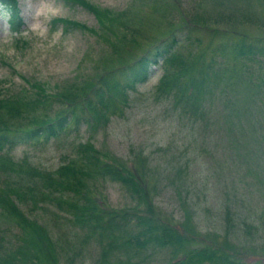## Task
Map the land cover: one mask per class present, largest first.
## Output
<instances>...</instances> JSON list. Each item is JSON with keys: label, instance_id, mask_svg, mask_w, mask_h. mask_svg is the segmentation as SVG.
<instances>
[{"label": "rangeland", "instance_id": "1", "mask_svg": "<svg viewBox=\"0 0 264 264\" xmlns=\"http://www.w3.org/2000/svg\"><path fill=\"white\" fill-rule=\"evenodd\" d=\"M17 1L22 19L19 30L11 26L7 8L0 6V95L27 92L31 96L38 89L33 85L36 81L52 101L21 104L22 113L6 117V127L25 123L26 116L62 112L66 105L56 100L54 92L65 82L73 81L82 89L98 84L108 69L134 60L149 43L173 31L181 32L177 49L188 66L178 72L174 63L152 65L148 79L129 95L127 103H120L106 123L72 120L49 139H30L11 147L6 162L15 161L16 166L1 165L0 177L17 179L16 172L7 168L21 166L25 181L24 172L30 167L53 170L72 159L80 162L79 149L91 142L100 161L145 174L150 192V197L140 200L125 184L92 168L89 184L99 207L136 208L138 214H153L171 224L187 238L180 253L213 246L233 258L264 264V136L257 128L264 129V125L256 117L264 116V106L256 104L250 117L230 118L236 102L263 97L251 92L239 73L264 72V0H89L101 14L74 0ZM59 16L86 27L53 25ZM241 40L261 50L256 55L248 49L238 52L234 45ZM210 61L217 73L209 81L220 86L208 92L207 115L198 121L197 100L192 104L180 95L174 97L171 84L158 89V83L164 74L178 82L189 81ZM112 98H119L115 90ZM27 199V205L32 204ZM40 205L55 209L41 208L37 215L59 242V264H125L130 255L159 264L182 255L174 254L171 246L148 242L134 245L138 253L119 247L103 259L109 236L100 241L92 235L87 238V229L72 216L53 203ZM130 223L128 228L117 229L118 238L137 229ZM225 232L230 235L229 244ZM26 238L35 241L31 235ZM41 259L42 264H50L42 255Z\"/></svg>", "mask_w": 264, "mask_h": 264}, {"label": "trees", "instance_id": "2", "mask_svg": "<svg viewBox=\"0 0 264 264\" xmlns=\"http://www.w3.org/2000/svg\"><path fill=\"white\" fill-rule=\"evenodd\" d=\"M74 1L83 4L95 13L101 14L103 12L89 0ZM1 5L7 8L10 14L11 26L15 30H19L22 19L19 14L18 1L0 0ZM52 22L53 25L62 22L66 27H86L80 21L62 16L55 17ZM180 34L181 32L176 30L158 41L149 43L134 60L126 62L111 71L108 69L98 84L93 85L90 83L82 89L77 88L73 81L65 82L59 90L54 92L56 100L63 106L66 105L62 112L52 113L46 111L45 114L33 115L31 118L26 116L24 118L25 123H20L14 127H6V117L9 118L13 113L19 111L22 113L21 104H38L39 102L52 101L51 94L44 87L38 85L39 82L35 81L33 85L38 89L37 91L34 90V94H31V96L27 92L22 94L21 92L15 94L3 93L0 95V167L1 165L16 166L15 161L13 163L6 162L11 147L30 139H49L63 132L66 125L72 120L76 124L82 121L88 124L93 120L95 123L98 121L99 124L106 123L120 103H127L129 95L136 93L139 86L148 79L152 65L159 64L167 67L174 63L178 72L184 70L183 68L188 66V61L177 49ZM234 46V49L241 53L248 49L250 53L256 55L261 50V46L256 48L254 43L246 45L242 40L237 41ZM262 52L264 53V49H262ZM244 71L246 70L244 69ZM214 73H217V69L210 61L203 63L198 70V76L195 77L193 74L191 80L184 83L178 82L177 79H171L172 77L168 78L167 74H164L158 83V89L169 83L173 89L172 95L174 97L180 95L179 98L186 102H192V104L196 103L195 100H197L199 121V117L205 118L210 106L209 100L211 97L208 96V92L211 88L214 89L220 86L209 81L210 76ZM118 75H120L121 80ZM239 76L243 81H247V85L249 84V87H251V92L256 96H263L254 97V99L248 97L249 100L233 104L235 112L232 116L230 114L228 116L241 120L243 119L242 116H251L250 114L254 112L253 108L256 107V104L260 106L262 103V106H264V72L255 73L248 69L246 72H240ZM106 77L111 78L107 80ZM2 83L3 80L0 79V91H2ZM191 85L193 89H189ZM225 89L224 87L222 90ZM112 90H115L120 99L112 98ZM244 110H247V112H243ZM261 113H264V111ZM256 117L258 118V124L260 126L264 125V116L257 114ZM7 128L14 129L8 131ZM257 128L264 136L262 126ZM3 150H6V152ZM79 151L82 154L80 162L72 159L53 170L30 167L24 172L27 175L25 181L20 169L21 166L20 168L15 166L7 168L9 172H16L17 179L12 178L10 180L6 176L0 177V264H42L41 255L43 258H47L50 264H59L61 254L59 242L53 236L48 224L41 221L37 215L41 208L53 211L55 209L49 207L51 205H40V202L53 203L55 207L63 210L67 216H72L75 223L89 230V232L86 230V237L92 235L91 237H96L100 241L109 236L102 250L103 259H107L108 254L119 247L130 249L133 251L132 254L139 252L134 248L135 244L146 245L148 242H152L157 247L171 246L177 256L182 254L179 257L175 256V259L172 258V261L159 264H257L233 258L228 251L222 248L216 249L213 246H202L180 253L181 249L179 248L185 244L187 238L171 224L158 220L153 214H138L136 208L120 211L99 207L94 198L95 196L91 193L92 188L89 184L92 168L103 176L125 184L140 200L141 198L145 200L150 197V192L146 187V176L138 171L132 173L123 166H115L105 160L100 161V155L91 142L85 143ZM27 198L30 199L33 205H27ZM148 203L149 201H147ZM148 209L149 211L154 209L152 203L148 205ZM226 214L228 218L231 217L229 210ZM67 216L65 218H68ZM132 221L137 229L118 238L119 230L117 229L121 227L128 228ZM112 233L116 235V238L111 237ZM225 233L224 239L228 240L229 244V241H231L230 235L227 232ZM26 234L31 235L35 241L28 242ZM38 248H40V251H38ZM130 256L126 257L125 264H156L142 258V256L138 259H133ZM67 258L68 262H73L71 256H67Z\"/></svg>", "mask_w": 264, "mask_h": 264}]
</instances>
